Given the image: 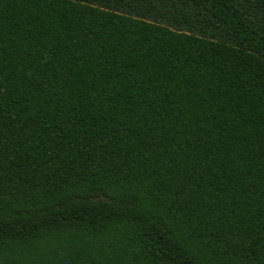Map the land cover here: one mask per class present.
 Listing matches in <instances>:
<instances>
[{
  "label": "trees",
  "instance_id": "16d2710c",
  "mask_svg": "<svg viewBox=\"0 0 264 264\" xmlns=\"http://www.w3.org/2000/svg\"><path fill=\"white\" fill-rule=\"evenodd\" d=\"M0 264H264V0H0Z\"/></svg>",
  "mask_w": 264,
  "mask_h": 264
}]
</instances>
